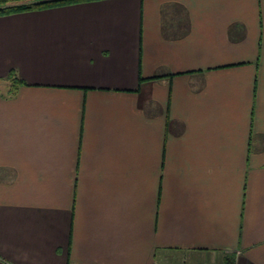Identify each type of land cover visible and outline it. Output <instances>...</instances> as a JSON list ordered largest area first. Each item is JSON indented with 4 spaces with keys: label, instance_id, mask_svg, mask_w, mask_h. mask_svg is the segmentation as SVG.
<instances>
[{
    "label": "crops",
    "instance_id": "1",
    "mask_svg": "<svg viewBox=\"0 0 264 264\" xmlns=\"http://www.w3.org/2000/svg\"><path fill=\"white\" fill-rule=\"evenodd\" d=\"M174 261L264 264V0L0 17V264Z\"/></svg>",
    "mask_w": 264,
    "mask_h": 264
},
{
    "label": "trees",
    "instance_id": "2",
    "mask_svg": "<svg viewBox=\"0 0 264 264\" xmlns=\"http://www.w3.org/2000/svg\"><path fill=\"white\" fill-rule=\"evenodd\" d=\"M94 1L100 0H0V17ZM13 75L14 72H10V78H12ZM12 80V88L10 92L14 93L17 87L24 83L16 78H12Z\"/></svg>",
    "mask_w": 264,
    "mask_h": 264
},
{
    "label": "rangeland",
    "instance_id": "3",
    "mask_svg": "<svg viewBox=\"0 0 264 264\" xmlns=\"http://www.w3.org/2000/svg\"><path fill=\"white\" fill-rule=\"evenodd\" d=\"M170 264H181L180 262L174 261V263H170Z\"/></svg>",
    "mask_w": 264,
    "mask_h": 264
}]
</instances>
